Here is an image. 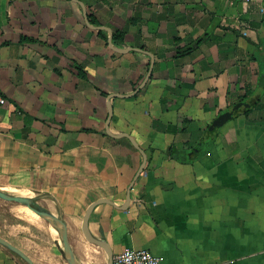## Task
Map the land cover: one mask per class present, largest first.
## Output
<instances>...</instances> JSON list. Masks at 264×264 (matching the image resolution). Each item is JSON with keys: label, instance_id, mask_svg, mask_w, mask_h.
Segmentation results:
<instances>
[{"label": "crops", "instance_id": "1", "mask_svg": "<svg viewBox=\"0 0 264 264\" xmlns=\"http://www.w3.org/2000/svg\"><path fill=\"white\" fill-rule=\"evenodd\" d=\"M81 1L90 25L74 0H0V189L77 231L91 203L124 205L143 156L107 132L108 97L141 85L150 52L110 123L147 163L129 207L97 205L91 230L162 264H264V0ZM0 264L26 263L0 244Z\"/></svg>", "mask_w": 264, "mask_h": 264}, {"label": "water", "instance_id": "2", "mask_svg": "<svg viewBox=\"0 0 264 264\" xmlns=\"http://www.w3.org/2000/svg\"><path fill=\"white\" fill-rule=\"evenodd\" d=\"M74 1H76L82 5V7L85 10L86 22L90 25V21L88 18V13H87V9H86L85 4L81 0H74ZM96 28L98 30L109 31L108 42L115 50H117L119 52H127L129 50H134V49L135 50H141V49H136V48L117 47L113 43V32L108 27L101 25V26H97ZM141 51H143V50H141ZM144 52L147 53L152 58V62H151L147 76L145 77V79L141 83V85L134 92H132L130 94L111 93L109 95V97H108V100H109V103H108L109 116H108L107 125H106L107 132L110 135L115 136V137H127V138H129L130 141L132 142V144L138 150H140V152L142 153L143 162H142V164H141V166H140V168H139V170L135 176L134 181L132 182V184L129 188L126 203L122 206H116L115 202L113 200H109V199H99V200L91 203L89 205V207L87 208L84 216H83V221H82V226H81L83 234L91 243L96 244V245L102 247L103 249H105V251L108 254V264H114V251H113L112 246H111L110 242L108 241L107 236L105 234V231L102 227L99 229L100 236L96 235L91 230L90 218H91V214H92L93 210L95 209V207L101 203H110V204H112V205H114L120 209H124V210L127 209L129 207V203L131 201V188L134 185L135 180L139 177V175L145 169V166L147 163V159H148L147 153L145 152V150H143L140 147V145L138 144V142L135 140V138L132 135H130L127 132H122L119 134H113L110 130V123H111V120H112V117L114 114V109H113L111 99L114 97H131V96L135 95L137 92H139L146 85L147 81L149 80V78L152 75V70H153V65H154L153 64L154 56L150 52H146V51H144ZM233 116H234V111H230L229 113L222 114L219 117H217L212 122V124L209 126V128L206 132V136L207 137L212 136L225 123V121L232 118ZM195 151H199V148H195ZM0 198L4 199L6 201L16 202V203H19V204H22L24 206H28L29 208H31L41 218L46 220L52 227H54L58 231V234H59L60 240H61L59 242L60 250H61L64 258L69 262V264H83L81 259H79V257L77 256V254L73 248V245L71 243L70 233H69V224L67 223L65 218L62 216L60 211L54 212L53 210H51L50 208H48L47 206L43 205L40 202V200L43 197L19 195V194L7 192V191L0 189ZM0 244L5 246L9 250L15 252L27 264H36V262L33 260V258L27 252H25L23 249H21L19 246H17L16 244L11 242L10 240L0 236Z\"/></svg>", "mask_w": 264, "mask_h": 264}, {"label": "rangeland", "instance_id": "3", "mask_svg": "<svg viewBox=\"0 0 264 264\" xmlns=\"http://www.w3.org/2000/svg\"><path fill=\"white\" fill-rule=\"evenodd\" d=\"M18 204L0 198V233L23 246L30 255H33L37 264H69L60 250V236L55 238L48 231V227L51 225L44 219L43 223H34L21 218L17 210L22 204L19 206ZM77 230L76 225H69L71 243L79 259L88 261L86 257L89 256L92 258L89 260V264H108V254L105 249L91 243L82 231L78 232ZM83 245L88 249L85 254Z\"/></svg>", "mask_w": 264, "mask_h": 264}, {"label": "built area", "instance_id": "4", "mask_svg": "<svg viewBox=\"0 0 264 264\" xmlns=\"http://www.w3.org/2000/svg\"><path fill=\"white\" fill-rule=\"evenodd\" d=\"M0 102L5 99L0 98ZM114 264H162V260L148 249L128 248L114 254Z\"/></svg>", "mask_w": 264, "mask_h": 264}, {"label": "bare ground", "instance_id": "5", "mask_svg": "<svg viewBox=\"0 0 264 264\" xmlns=\"http://www.w3.org/2000/svg\"><path fill=\"white\" fill-rule=\"evenodd\" d=\"M17 192V191H16ZM24 195V194H23ZM27 195V194H26ZM43 202H45L44 200H42ZM47 202V201H46ZM45 202V203H46ZM49 203V202H48ZM44 204V203H43ZM21 205V204H20ZM45 205V204H44ZM50 205V204H49ZM53 205V204H52ZM18 206H19V204H18ZM47 206V205H46ZM54 206V205H53ZM48 207V206H47ZM18 208V207H17ZM53 208V207H52ZM14 213H16V212H14ZM17 213H18V215L21 217V218H23V219H26V220H29V221H31V222H34V223H43L44 221H43V218H41L36 212H34L31 208H29L28 206H24V205H21V206H19V208H18V210H17ZM40 225V224H39ZM43 225V224H42ZM44 226V225H43ZM45 229V228H44ZM48 231L50 232V234L52 235V236H54L55 238L57 237V236H59V234H58V231L54 228V227H52V226H49L48 227ZM73 231V230H72ZM79 232V231H78ZM73 233H75V232H73ZM77 235V234H76ZM80 235V234H79ZM81 238V237H80ZM76 239V238H75ZM83 240V239H82ZM61 241V240H60ZM80 241V240H79ZM84 241V240H83ZM86 242V241H85ZM80 243H82V242H80ZM78 244V243H77ZM79 246V245H78ZM81 247V246H80ZM94 248V247H93ZM83 249H84V254L85 253H87V248L83 245ZM97 250V249H96ZM93 251V250H92ZM88 255H89V252H88ZM87 256V255H86ZM87 258V260L88 261H83L82 260V263L83 264H89V260L90 259H92L91 257L89 258V256L88 257H86ZM101 262V261H100ZM93 263V262H92ZM95 264V263H94Z\"/></svg>", "mask_w": 264, "mask_h": 264}, {"label": "trees", "instance_id": "6", "mask_svg": "<svg viewBox=\"0 0 264 264\" xmlns=\"http://www.w3.org/2000/svg\"><path fill=\"white\" fill-rule=\"evenodd\" d=\"M124 33L125 31H117V32H114V37H113V41L117 44V45H121L123 44V40H124ZM100 34L107 39V33L105 31H100ZM189 50H187L186 52L184 53H188Z\"/></svg>", "mask_w": 264, "mask_h": 264}]
</instances>
